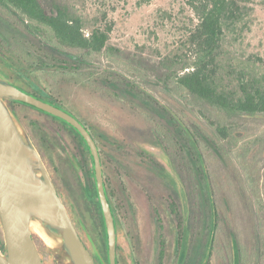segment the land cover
Returning a JSON list of instances; mask_svg holds the SVG:
<instances>
[{
    "label": "rangeland",
    "instance_id": "rangeland-1",
    "mask_svg": "<svg viewBox=\"0 0 264 264\" xmlns=\"http://www.w3.org/2000/svg\"><path fill=\"white\" fill-rule=\"evenodd\" d=\"M56 1L82 17L85 33L90 34L96 27H112L105 51L87 56L93 65L89 70H65L52 58L61 55L74 59L79 56L78 50L52 52L45 49L38 39L0 16V76L61 106L81 120L93 135L116 210L119 264L206 263L212 246L214 213L208 180L198 169L201 167L198 157L202 155L209 162H215L208 156L210 151L206 150L208 142L204 133L214 135V126L218 124L235 131L233 135L239 138L237 145L232 146L235 151L241 148L244 155L251 149L247 160H241L248 168L252 187L244 179L248 198L237 197L241 206L252 212L253 218L246 215L243 234L237 231L238 241L233 232L234 224H225L228 228L223 225L217 251L210 257L211 264H242V251L243 264H262L264 115L231 119L187 92L177 93L162 84L167 62L179 69L195 58L188 39L199 19L188 0ZM253 7L248 28L237 41L233 40L236 36L229 35L223 48L226 65L233 67V77L242 69L258 77L264 76V0H255ZM24 52L31 53V62L36 66L22 59ZM106 72L122 77L134 88L119 83L107 85L120 100L93 90L90 81L99 84ZM8 106L39 151L96 263L108 264L89 152L74 130L61 122L24 104ZM147 117L165 130L169 138L177 140L183 151H168ZM193 133L198 134L202 143L200 151L190 136ZM244 144L247 148H243ZM223 148L227 153L231 151L226 141ZM215 172L212 178L220 182L219 185L222 183L223 190L228 192L230 184L221 181L227 175H223L221 169L216 168ZM173 201L184 219L181 235L177 227L179 218L170 211ZM34 237L44 262L60 264L50 247L35 233ZM162 244L165 252L161 260ZM4 250L0 222V251Z\"/></svg>",
    "mask_w": 264,
    "mask_h": 264
},
{
    "label": "trees",
    "instance_id": "trees-1",
    "mask_svg": "<svg viewBox=\"0 0 264 264\" xmlns=\"http://www.w3.org/2000/svg\"><path fill=\"white\" fill-rule=\"evenodd\" d=\"M48 1L49 0H0V16L22 29L29 36L38 39L45 49H50L52 52H55V50L74 49L80 52L78 54L79 56L74 59L63 58L61 55L52 58L53 61L60 65V68L77 72H84L85 70L91 69L93 65L90 64L87 56L101 54L105 51L112 27H110V25L105 26V28L96 27L91 30L90 34L85 33L86 25L80 15L63 3L57 2L56 0H51L50 3ZM141 1L143 3H149L151 0ZM188 2L199 19V24L196 26L195 30L191 32L188 39L195 50V58L193 61L182 65L179 69L174 67L171 62H167L168 67L165 75L161 79L163 80L162 84H165V87L168 89L173 91L177 90V93L187 92L196 100L223 112L231 119L239 116L251 118L264 115V76L258 77L255 73L242 69L236 77H233V72L231 71L233 67L229 65V63L226 65L225 58L223 57L225 54L223 48L229 35L236 36L237 38L233 40L237 41L248 28V22L254 12L253 4L255 0H188ZM22 59L30 66H36L31 62L33 61L31 53L24 52ZM229 68L231 69L227 71ZM187 69L189 70L185 72ZM2 79L16 85L35 97L59 106L49 99L24 90L8 78L3 77ZM112 83L123 84V86L131 89L134 88L131 83L122 77L109 74L108 72L102 75L99 84H96L95 81H90L93 90L98 92L100 90L105 96L120 100L118 94L107 88V85ZM7 103L11 106L14 104L21 105V103L17 102L8 101ZM46 116L49 115L46 114ZM52 118L74 130V133L89 152L88 146L75 129L60 119L55 117ZM147 120L149 121L151 118L147 117ZM213 123L214 122L211 124L212 126H214ZM150 124L168 151H172L173 153H180L183 151L180 143L173 138H169L168 133L162 130L158 124L152 121ZM83 125L85 126V124ZM214 127L216 130L214 135L210 136V134H204L208 142L206 150L210 151L208 156L211 155L215 162H209V160H206L202 155L200 158L198 157V161L201 162V167L198 169L206 174L214 213V227L211 239L212 246L205 264H211L210 257L217 251L216 247L219 244L218 235L222 234L223 225L224 228H228L225 224H234L235 231L233 232L238 241L237 231H239V234L240 232L243 234L244 229L242 224H246V215L250 216L251 219L253 218L252 212L250 214V212L247 211L248 208L243 205L241 206L239 202L241 196L242 198L244 197V199L246 197L248 198L246 193L247 190L244 186V179H246L248 185L252 187L249 172L247 170L248 168L244 166L241 160L242 158L247 160V155L251 152V149H248L244 155H241V148H237V151L233 149L239 141V138L233 135L235 131H230V126L227 125L220 126L218 124ZM199 130L205 132L200 127ZM190 136H192L194 144L197 150H199L202 143L198 134L193 133ZM223 141L229 144L231 148L229 153L223 148ZM247 144H244L243 148H247ZM216 168L221 169L223 175H227V178L225 177L221 181L230 184L231 188L228 192L223 190L222 183L219 185L218 183L220 182H215L214 178H212L213 174H216ZM93 180L94 196L97 199V210L107 257L106 229L94 173ZM105 186L118 228L116 210L111 201L106 183ZM223 205L225 208L224 211ZM178 208V204L175 201L170 204L171 213L179 218L177 227L181 232L179 235H181L184 229V219L182 212L180 213V209L178 210ZM237 243L240 244L239 242ZM2 247V249H4V246ZM164 252L165 248L164 244H162L160 251L161 260L164 257ZM240 253L242 256L241 263L243 264L244 253L243 251ZM107 262L109 264L108 257ZM117 262L119 264L118 257ZM262 264H264V262Z\"/></svg>",
    "mask_w": 264,
    "mask_h": 264
},
{
    "label": "water",
    "instance_id": "water-1",
    "mask_svg": "<svg viewBox=\"0 0 264 264\" xmlns=\"http://www.w3.org/2000/svg\"><path fill=\"white\" fill-rule=\"evenodd\" d=\"M8 101L27 105L75 129L88 146L102 209L109 264H118V233L108 198L98 145L86 126L65 109L35 97L0 77V222L5 250L0 264H46L31 223L38 221L56 242L49 246L60 264H96L39 151L22 131Z\"/></svg>",
    "mask_w": 264,
    "mask_h": 264
},
{
    "label": "bare ground",
    "instance_id": "bare-ground-1",
    "mask_svg": "<svg viewBox=\"0 0 264 264\" xmlns=\"http://www.w3.org/2000/svg\"><path fill=\"white\" fill-rule=\"evenodd\" d=\"M31 229L33 232L38 235L48 246H55L56 242L50 239L44 232V227L38 222L33 221L31 223Z\"/></svg>",
    "mask_w": 264,
    "mask_h": 264
},
{
    "label": "flooded vegetation",
    "instance_id": "flooded-vegetation-1",
    "mask_svg": "<svg viewBox=\"0 0 264 264\" xmlns=\"http://www.w3.org/2000/svg\"><path fill=\"white\" fill-rule=\"evenodd\" d=\"M117 232H118V228H117Z\"/></svg>",
    "mask_w": 264,
    "mask_h": 264
}]
</instances>
